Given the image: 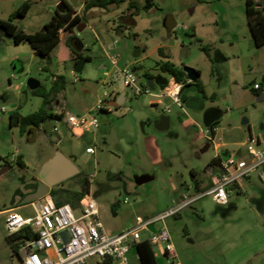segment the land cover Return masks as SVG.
<instances>
[{
    "label": "rangeland",
    "instance_id": "1",
    "mask_svg": "<svg viewBox=\"0 0 264 264\" xmlns=\"http://www.w3.org/2000/svg\"><path fill=\"white\" fill-rule=\"evenodd\" d=\"M62 1L78 8L83 0H31V10L16 21L17 25L28 33L42 31ZM135 1L141 7L139 15L135 9H128V2L109 10L92 8L96 16L91 18L89 14L87 28L77 30L84 56L92 57L83 72L76 73V63L60 54L62 46L52 53L54 68L66 78V88L59 99L61 109L66 115L96 116L99 121L97 129L83 135L74 134L58 119H49L39 127L28 126L24 133L20 126L9 123L11 113L7 117L3 109L18 108L24 116L39 109L43 98L31 93L28 80L36 78L49 89L52 77L44 70L41 56L27 52L8 38L0 43L1 210L19 206L20 214L34 216L31 203L23 204L21 199L38 186L41 166L60 151L80 170L60 183V188L81 191L80 183L91 179L89 193L98 203L106 232L113 235L134 224L137 216L147 219L185 197H194L197 181H202L205 189L217 173V167L212 166V172L208 167L217 156V141H242L251 128L254 134L261 131L264 101L258 100L252 87L258 83L264 91V46L253 45L247 0H155L156 6L149 11L142 9L147 0ZM23 3L0 0V19L7 20ZM195 31L197 38L193 36ZM114 44L117 48L109 53L117 56L119 67L135 72L141 86H146L148 72L154 77L165 76L172 88V78L157 65L161 59L158 49L163 47L176 65L200 72L206 97L195 86H186L182 98L186 113L169 98L156 105L155 97H135L128 89L121 106L98 110L104 93H109L108 99L112 100L113 92L118 90L101 68L106 64L108 71L116 70L106 54ZM201 45L207 46L215 58L223 76L221 81L212 73V63ZM246 46H252L253 52H248ZM221 54L239 58L224 62ZM153 93L161 94L162 90L157 87ZM168 105L172 125L161 131L155 121ZM212 108L223 113L215 122V142L212 128L206 124V113ZM243 118L250 120L249 125L242 124ZM90 148L95 149V154L88 152ZM19 155L24 158V166L16 161ZM243 185L242 190L236 185L229 187L226 206L206 195L165 221L179 253L175 262L240 264L264 249V224L253 201L263 196L264 182L254 175ZM5 220L6 215L0 214V264H16L18 259L6 239ZM163 227L162 223L154 224L151 230L157 232ZM158 260L163 264L161 258Z\"/></svg>",
    "mask_w": 264,
    "mask_h": 264
},
{
    "label": "built area",
    "instance_id": "2",
    "mask_svg": "<svg viewBox=\"0 0 264 264\" xmlns=\"http://www.w3.org/2000/svg\"><path fill=\"white\" fill-rule=\"evenodd\" d=\"M258 1L261 5L264 4V0ZM60 34L64 35L63 29L60 30ZM113 48H117V44L107 48V58L111 66L122 75L126 93L129 89L135 97L141 95L155 97L153 103L156 104H162V99L169 98L187 113L182 100V83L172 78V88L169 81L161 94H154L147 83L144 87L139 84L134 71L119 67L117 56L109 53V50ZM252 89L262 91L263 87L255 83ZM119 92V89L113 92L112 100L108 99L109 93H104L103 99L98 101L97 109L109 110L110 106L107 102L116 100ZM164 111L170 113L171 106H166ZM90 117L65 115L63 122L74 134L83 135L99 126L97 117ZM54 130H57V127ZM206 133L209 134L210 131L207 130ZM244 147L246 154L228 151L227 156L217 155L216 158H219V163L215 166L217 173L212 176L211 182L205 189L196 191L194 197H185L174 207L147 219L137 216L132 226L117 234L109 235L106 232L100 220L98 203L90 193L83 197L77 209L69 203L57 204L52 195L48 194L31 203L34 216L20 214L19 208L5 210V228L8 235H14L23 230L36 234L32 239L20 244L16 264H87L91 260L101 263L131 264L132 250L137 251V245L144 240H148L153 245L157 256L164 257L168 263L175 262L177 258L175 246L165 227V221L168 218L179 215L183 209L206 195H211L218 205L226 206L229 204V187L236 185L241 188L244 182L254 175H259L264 182V122L258 134L250 133ZM88 152L95 154V149L90 148ZM90 182H92L91 179ZM124 202L127 203V200ZM160 223L164 225L163 229L153 232L151 226ZM63 232L68 233V242L63 237ZM143 233L146 235L143 236Z\"/></svg>",
    "mask_w": 264,
    "mask_h": 264
},
{
    "label": "trees",
    "instance_id": "3",
    "mask_svg": "<svg viewBox=\"0 0 264 264\" xmlns=\"http://www.w3.org/2000/svg\"><path fill=\"white\" fill-rule=\"evenodd\" d=\"M84 12L91 10L92 8H100L109 10L110 7H120L128 2V9H135L139 15L141 7L135 0H84ZM200 3L206 2V0H197ZM61 10H56L52 19L47 22L42 31L34 33H28L17 25L16 21L25 18L32 8V3L27 0L21 7L15 10L7 20L0 19V43L4 38H8L16 45L29 44L34 50L36 55L41 56L45 60L44 70L49 72L51 77H56L52 82V86L48 89L43 84L31 93L35 96L43 98L42 106L35 112L28 115H22L18 111L11 114V124L20 126L21 133H24L28 126L39 127L42 123H45L49 119L64 120L65 111L61 109V101L59 100L63 91L66 88V78L63 74H55L51 70L53 58V51L58 48L61 43L62 36L60 30H64L65 49L62 47L60 51L61 55H64L68 61H74L77 63L82 57L87 59V62L92 61V57L84 56V44L76 34V30H83L84 24L82 19L78 15L74 16L75 11L66 3L61 2ZM155 0H147L142 9L149 11L155 7ZM246 12L248 18L249 28L257 47L264 46V4L261 5L258 0H247ZM82 43V44H81ZM202 51L207 55L212 63V73L217 74V79L222 80L223 76L219 71V67L216 64L215 58L212 57L210 50L207 46L201 45ZM158 53L161 57L157 62L158 67L162 73L167 74L170 78H173L176 82L183 84L182 92L185 91L186 86L193 85L197 90L206 97V90L204 84L199 79L196 83L189 81L187 74L183 70V67L176 65L171 61L170 55H168L163 47L158 49ZM65 59V60H66ZM199 72V71H198ZM200 73V72H199ZM145 77L154 78L150 73H146ZM255 95H260L262 91L252 89ZM214 97V96H213ZM212 134H215L214 128L216 123L211 125ZM18 163L24 166L22 158L18 157ZM219 163V158H214L209 163L208 167L216 166ZM62 184V183H61ZM53 187L50 194L55 199L57 204L69 203L73 208L77 209L80 206V202L83 197L90 192L91 182L90 180H84L81 184V191L61 189L60 185ZM199 186V184H198ZM36 234L30 233L28 230H23L14 235H8L6 237L15 255L19 253L20 244L25 240L32 239ZM137 253L141 264H159L158 257L155 253L153 245L144 240L137 245ZM170 264H176L171 262Z\"/></svg>",
    "mask_w": 264,
    "mask_h": 264
},
{
    "label": "crops",
    "instance_id": "4",
    "mask_svg": "<svg viewBox=\"0 0 264 264\" xmlns=\"http://www.w3.org/2000/svg\"><path fill=\"white\" fill-rule=\"evenodd\" d=\"M24 2L25 1H27V0H23ZM31 1V0H30ZM61 4V3H60ZM60 4H59V6H60ZM68 5L75 11V13H74V16H76V15H78L79 17H81V19H82V24H84V29L83 30H85L86 28H87V24H88V21H89V19H88V15L89 14H91V18H94L96 15H95V12H93V11H91V10H89V11H87L86 13L84 12V6H85V1L83 0L82 1V3H81V5L78 7V8H76V7H74L73 5H71V4H69L68 3ZM17 10V9H16ZM56 10H59V9H56ZM14 12V11H13ZM12 12V13H13ZM56 12V11H55ZM11 13V14H12ZM10 14V15H11ZM55 15V14H54ZM53 15V16H54ZM52 16V17H53ZM50 21V20H49ZM49 21H47V22H49ZM47 22H45L44 23V25L43 26H45V24L47 23ZM79 31H82V30H79ZM79 31L77 32V30H76V34H77V36L79 37ZM193 36H196L195 38H197V31H195L194 32V34H193ZM64 37L66 38V36L65 35H63L62 36V40H61V43H60V45L58 46V48L59 47H63L64 48V50L66 51V49H65V41H64ZM254 40V39H253ZM254 43L255 42H253V45H254ZM22 45V47L27 51V52H30V53H32V54H34L35 52H34V50L31 48V46L29 45V44H21ZM256 45V44H255ZM247 48H248V52H253V49L251 48L252 46H246ZM249 47H250V49H249ZM58 48H56L55 50H57ZM54 50V51H55ZM141 51L139 50V53H140ZM53 55V54H52ZM235 59L237 58H239V56L237 57L236 55H234L233 56ZM220 58L224 61V62H231L232 61V59H234V58H232V57H229V56H227V55H220ZM101 68L102 69H104L105 71H104V75H106V76H108V77H110V79H111V81H113L118 87H119V83H118V80L120 79V76H119V73L116 71V70H113V69H110L109 71L107 70V65L106 64H103L102 66H101ZM51 70L55 73V74H60L58 71H56V69L54 68V64H53V62H52V66H51ZM54 81V77L52 78V82ZM260 95H258V100H260V101H264V97H263V92H260L259 93ZM183 95H184V92H182V98H183ZM184 102H186V99H184ZM42 104H43V99H42V102L40 103V105H39V108L42 106ZM154 104H156V103H154ZM156 105H160V104H156ZM19 108H21L20 106H19ZM18 109V108H17ZM17 109H13V111H9L8 109L6 110V109H4V112H3V110H2V113H4L5 114V116H9L8 114H12V113H14L15 111H18ZM20 114H21V112L20 111H18ZM172 113V111L170 112V113H167V112H165V111H163V115H166V116H169L170 117V127H171V125H172V118H171V116H170V114ZM222 115H223V113L218 109V108H212V109H210L209 111H207V113H206V121L208 122V123H210V127H211V125L212 124H214L215 122H217L221 117H222ZM6 118V117H5ZM244 119V118H243ZM9 123H11V119H10V117H9ZM155 123L157 124L158 123V119L155 121ZM249 123H250V120H249ZM249 125V124H248ZM263 125V124H262ZM170 127H169V129H170ZM261 128H262V126H261ZM168 129V130H169ZM253 128H251L250 129V133H253ZM214 131H215V134L213 135V140H214V142H215V140H217V136H218V128L216 127V128H214ZM249 136H250V134H249ZM248 136V137H249ZM248 137L247 138H245L244 140H242V141H234V142H223V141H221V142H219V141H217L216 143H215V148H216V150H217V155H220V154H223V155H225V154H228V151H231V152H237V153H240V154H245V147H244V143H245V141L248 139ZM21 158H22V162L25 164V161H24V158H23V156L22 155H19ZM18 156V157H19ZM50 158H52V156L51 157H49L48 159H50ZM16 161L18 162V158L16 159ZM38 166V165H37ZM212 167V166H211ZM211 167L209 168V170H210V172L212 171L211 170ZM198 184H199V186H198ZM202 186H203V183H202V181H197V184L195 185V187H196V191H199V190H201L202 189ZM245 185H243L242 187H241V190H242V188L244 187ZM240 190V191H241ZM24 194H27V193H24ZM23 194V195H24ZM253 201L256 203V207H257V209H256V213H257V216L259 217V219L261 220V223H263L264 224V194H263V196H261V197H259V198H254L253 199ZM13 208H20L19 206L18 207H13ZM5 210H7V209H4V210H1L0 209V214H2V213H4V211ZM163 212V211H162ZM162 212H159L158 214H160V213H162ZM158 214H155V215H158ZM155 215H153V216H155ZM133 224H130V225H127L126 227H123V228H120V229H118V231H115L114 232V234H117V233H120L121 231H123V230H125L126 228H129L130 226H132ZM175 250H176V247H175ZM177 254H179L178 252H176ZM158 258H161L162 260H163V264H170V263H168L167 262V260L164 258V257H162V256H157ZM260 257H263V258H260ZM158 262H159V260H158ZM160 263V262H159ZM176 264H184V263H182V261H177V262H175ZM87 264H111L110 262H105V263H101V262H97V261H95V260H91L89 263H87ZM131 264H141V262H140V259H139V256H138V253H137V251L136 250H132V252H131ZM240 264H264V249H262L260 252H255V254H254V256H252L250 259H244V260H242V262H240Z\"/></svg>",
    "mask_w": 264,
    "mask_h": 264
},
{
    "label": "water",
    "instance_id": "5",
    "mask_svg": "<svg viewBox=\"0 0 264 264\" xmlns=\"http://www.w3.org/2000/svg\"><path fill=\"white\" fill-rule=\"evenodd\" d=\"M59 10H61V5L59 6ZM82 44V43H81ZM87 63V59L82 57L74 66V71L76 73L83 72L85 65ZM183 70L187 74V77L190 82L196 83L200 78L201 74L194 68L189 66H184ZM120 79L118 80L119 83V97L114 101L107 102V105L110 107H119L121 106L126 100V92H125V85L124 80L121 74H119ZM148 86L155 90L159 87L161 90H164L165 87L168 85L169 80L165 76H157L154 78H148L146 80ZM28 88L33 91L41 86V81L36 78H30L28 80ZM264 97V92H263ZM207 126H210V123L206 121ZM244 126L249 124V119L244 118L242 121ZM157 128L161 131H166L170 127V117L166 115H162L158 119V123L156 124ZM225 154L224 156H227ZM79 168L69 159L67 158L62 152L57 151L55 156L50 158L46 161L40 169L39 178L40 182L37 189L29 194H27L23 199V204L33 203L44 196L50 194L51 189L58 184L66 181L69 178L74 177L75 175L79 174ZM63 237L65 238L66 242L69 241V236L67 232H63Z\"/></svg>",
    "mask_w": 264,
    "mask_h": 264
},
{
    "label": "flooded vegetation",
    "instance_id": "6",
    "mask_svg": "<svg viewBox=\"0 0 264 264\" xmlns=\"http://www.w3.org/2000/svg\"><path fill=\"white\" fill-rule=\"evenodd\" d=\"M118 89H119V87H118ZM119 93H120V92H119ZM119 95H120V94H119ZM12 114H13V113H12ZM10 116H11V115H10ZM10 119H11V117H10ZM11 121H12V119H11ZM13 122L15 123L16 121L13 120ZM39 179H40V178H39ZM39 182H40V180H39ZM38 185H39V183H38ZM37 187H38V186H37ZM37 187H35V189H34L33 191H35V190L37 189ZM33 191H32V192H33ZM27 194H28V193H27ZM25 196H26V194L23 195L22 199H23ZM22 199H21V200H22Z\"/></svg>",
    "mask_w": 264,
    "mask_h": 264
}]
</instances>
